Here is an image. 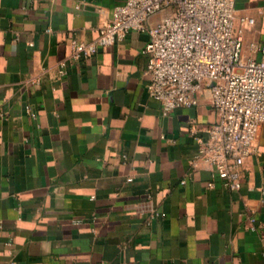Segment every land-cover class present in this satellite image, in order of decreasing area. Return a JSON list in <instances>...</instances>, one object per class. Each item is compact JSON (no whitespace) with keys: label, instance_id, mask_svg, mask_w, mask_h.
Returning a JSON list of instances; mask_svg holds the SVG:
<instances>
[{"label":"crops","instance_id":"crops-1","mask_svg":"<svg viewBox=\"0 0 264 264\" xmlns=\"http://www.w3.org/2000/svg\"><path fill=\"white\" fill-rule=\"evenodd\" d=\"M124 1L0 0V264H264V125L230 190L198 154L211 92L164 114L146 33L71 60ZM236 5L264 58V0Z\"/></svg>","mask_w":264,"mask_h":264},{"label":"built area","instance_id":"built-area-1","mask_svg":"<svg viewBox=\"0 0 264 264\" xmlns=\"http://www.w3.org/2000/svg\"><path fill=\"white\" fill-rule=\"evenodd\" d=\"M253 25L254 18L238 16L236 0H125L114 7L95 41L72 42L70 58L91 57L132 31L146 33L150 96L168 114L196 105L202 91L211 92L218 120L207 128L206 138L198 139V154L216 178L238 191L240 166L264 125V58L243 51L247 27ZM27 112L34 115L29 106ZM251 223L255 228V217Z\"/></svg>","mask_w":264,"mask_h":264}]
</instances>
